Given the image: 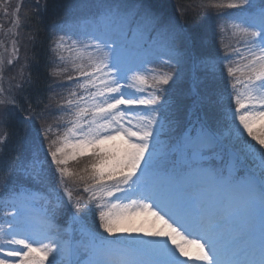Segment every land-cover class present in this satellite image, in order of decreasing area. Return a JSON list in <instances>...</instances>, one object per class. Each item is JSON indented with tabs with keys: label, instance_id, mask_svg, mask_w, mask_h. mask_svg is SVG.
<instances>
[{
	"label": "snow or ice",
	"instance_id": "1",
	"mask_svg": "<svg viewBox=\"0 0 264 264\" xmlns=\"http://www.w3.org/2000/svg\"><path fill=\"white\" fill-rule=\"evenodd\" d=\"M97 7L92 21L52 25L60 33L52 51L71 63V73L65 67L57 74L69 73L65 79L79 91L58 106L71 119L55 139L43 112L25 117L40 126L21 146L24 155L8 161L0 188L20 178L46 186L44 211H37L36 195L10 189L0 264H264V0H201L202 9L242 13L218 25L226 50L211 62L197 53L198 33L163 18L148 0H102ZM229 32L235 43L225 45ZM12 44L9 65L19 53ZM150 53L166 56L163 64L173 70L150 66ZM221 61L225 128L199 91L186 111L179 103L172 111L163 97L181 79V66L199 63L214 72ZM8 139L0 133V151ZM79 158L87 163L70 171L69 161ZM69 180L87 196L73 199ZM53 202L67 216L55 234V207H47ZM140 217L161 226H133Z\"/></svg>",
	"mask_w": 264,
	"mask_h": 264
},
{
	"label": "rangeland",
	"instance_id": "2",
	"mask_svg": "<svg viewBox=\"0 0 264 264\" xmlns=\"http://www.w3.org/2000/svg\"><path fill=\"white\" fill-rule=\"evenodd\" d=\"M190 1V6L192 8H199L201 10H204L198 5L201 3V0H189ZM37 5H39V0H15V5L12 9L9 10L7 15H4L0 13V59L4 61L3 64V71L0 73L2 75V79H0V87L4 89V92L1 97L8 95L11 93L13 89V84L14 82H22L24 80V61L25 57L28 54V47H27V40L28 36L26 34L27 28L24 27L22 29V26L27 24L29 22V18L36 14L37 12ZM18 13L17 15H14L13 13ZM175 16V14H174ZM19 19L20 24L17 27L14 24V21L16 19ZM230 22V21H229ZM238 22V21H237ZM228 22H226L227 24ZM24 30V32H23ZM14 33L16 35H14ZM216 34H217V39H218V44L220 45V48L222 50V56L225 52L226 49H222L221 47V33L219 31V27L216 29ZM224 35V43L225 45L229 43H235V41L231 37V33L223 34ZM13 39L16 40L17 46L19 48V53H18V59H14V62L12 65H9L7 61L12 57V52L11 49L13 47L12 41ZM53 44L51 45L49 49V54H50V63H51V68H52V76H53V83L54 85H60L65 76L69 73H71V63H65L61 62L57 59V55L54 51H52ZM62 55L68 56V53H61ZM165 60V59H164ZM67 67L69 69V73H64L63 71H59V74H57L58 69H63ZM223 65L218 66L214 72L209 71L204 67V70L206 71L205 75L208 78L210 82H216L219 80L220 77L226 76V72H222ZM173 69H171L172 71ZM182 77V75H181ZM68 81H64L62 85H65ZM58 100H53V97L51 100L48 101L47 106L48 108L53 107L58 103ZM7 106L4 104H0V110H6ZM52 109V108H51ZM50 109V110H51ZM50 113V111H49ZM47 124H45L46 126ZM40 126V124H39ZM55 133V132H54ZM54 133L51 136H54ZM36 135V132H31L28 131L27 129L25 130L24 133V138L25 140H31L34 136ZM47 143V142H45ZM254 143V142H253ZM42 155V154H41ZM73 162V161H69ZM77 167H80V165H77ZM126 203V202H125ZM58 222L51 223L52 225V234H55L56 232V225H58ZM60 225V224H59ZM135 227H144V228H149V227H160V223L153 222L152 217H140L136 220L135 224L133 225ZM8 225L5 227L7 229ZM142 239H150V237L147 236H142ZM195 248H192L193 250ZM193 253V252H192ZM2 255V253H1ZM2 257V256H1ZM11 259V258H10Z\"/></svg>",
	"mask_w": 264,
	"mask_h": 264
},
{
	"label": "trees",
	"instance_id": "3",
	"mask_svg": "<svg viewBox=\"0 0 264 264\" xmlns=\"http://www.w3.org/2000/svg\"><path fill=\"white\" fill-rule=\"evenodd\" d=\"M48 1L47 6L45 4V12L44 19L40 20L37 18L33 21L31 34V41L27 44L29 49V54L27 58V62L29 63V94H32L30 100L28 102L27 98L24 96V100L26 101L25 106L23 107L24 113L27 114L26 110L35 116L38 113V110L44 106L46 95L48 94L49 84L48 81L50 79V67L47 64L46 60V45L48 36L43 35L42 25L53 20L55 18L60 17L62 11L66 6V2L68 0H45ZM178 4L186 10L184 15V23L190 32L198 33L201 39L207 34V26L206 19L209 14L205 10H201L199 8H192L190 6L189 0H175ZM41 15V14H40ZM57 19V20H58ZM29 36V37H30ZM36 110H34V109ZM6 121V124H5ZM24 129V121L20 118H12L2 115L0 119V133L7 132L9 138H17L20 139L22 137V131ZM8 161V160H7ZM4 162L0 165V175L3 174L4 169L7 166L8 162ZM67 182V181H66ZM70 182V180H69ZM82 186V185H81ZM80 186V187H81ZM76 188V186L74 185ZM77 189V188H76ZM25 190L30 192V185L26 183ZM3 191L0 190V195H3Z\"/></svg>",
	"mask_w": 264,
	"mask_h": 264
}]
</instances>
